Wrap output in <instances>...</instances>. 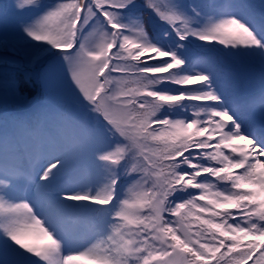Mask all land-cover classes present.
Returning <instances> with one entry per match:
<instances>
[{
	"label": "snow or ice",
	"instance_id": "6c2138e0",
	"mask_svg": "<svg viewBox=\"0 0 264 264\" xmlns=\"http://www.w3.org/2000/svg\"><path fill=\"white\" fill-rule=\"evenodd\" d=\"M13 18L0 264H264V0L0 3ZM216 54L259 68L258 105ZM36 86L55 103L10 114Z\"/></svg>",
	"mask_w": 264,
	"mask_h": 264
},
{
	"label": "rangeland",
	"instance_id": "374dc122",
	"mask_svg": "<svg viewBox=\"0 0 264 264\" xmlns=\"http://www.w3.org/2000/svg\"><path fill=\"white\" fill-rule=\"evenodd\" d=\"M226 0H220L219 3H225ZM257 7V11H259V4L261 0H249L247 1ZM16 25H7V28L3 25H0V32L7 30L11 33L15 29ZM219 60L222 63L221 65L225 68L232 69L231 73L228 74L229 78L232 77V97L237 100H244L249 97H255V103L258 105L260 103V91H261V83H260V72L257 66L251 65L247 62H243L239 65H233L231 61L227 58L219 55ZM4 97V89L3 86L0 85V101H2ZM50 99L47 97L45 99L49 100L50 103H55V99L49 96ZM13 100L11 95H9L8 101ZM40 106V105H39ZM227 151V150H226ZM41 237L37 236L32 238L31 241L36 240V242L41 241ZM30 241V242H31ZM78 264H86L84 261H79Z\"/></svg>",
	"mask_w": 264,
	"mask_h": 264
},
{
	"label": "trees",
	"instance_id": "16d2710c",
	"mask_svg": "<svg viewBox=\"0 0 264 264\" xmlns=\"http://www.w3.org/2000/svg\"><path fill=\"white\" fill-rule=\"evenodd\" d=\"M247 1H249V0H247ZM3 2H9V3H16L17 2V0H0V3H3ZM45 2H49V0H45ZM184 2L185 3H206V2H209V0H184ZM215 2H217V3H219L220 2V0H215ZM226 2H228V0H226ZM22 15L25 17V18H27V16L28 15H30L29 13H22ZM9 25H16V22H15V19L13 18V19H10V21H9V23H8ZM216 62H217V65H218V67H220V68H225V67H223L221 64V62H220V60H219V56H218V54H216ZM3 71V69L2 68H0V72H2ZM224 78V80H225V82H226V86H227V89H228V92H229V94H230V96L232 95V92L233 91H231L232 90V86H231V84L230 83H232V77L231 78H229V76H224L223 77ZM49 96H51V98L53 97L52 95H48L47 97L50 99V97ZM32 97H37V98H47L44 94H43V92H42V90H41V88L39 87V86H36V87H34V88H30L29 90H28V99H30V98H32ZM232 97V96H231ZM233 98V97H232ZM53 99H55L54 97H53ZM24 102H17V101H15L14 99L13 100H11V101H8V104H7V106L9 107V113L10 114H16V115H20L21 116V114H17V113H15L14 111H13V109L16 107V106H19V105H22ZM2 105H4L3 104V99H2V101H0V106H2ZM237 171H239V170H237ZM199 222L198 221H196L194 218L192 219V228H193V230H195V226L198 224ZM242 243H247V241H242ZM222 251H224L223 249H222ZM217 255H219V253L217 254ZM249 264H252V262L251 261H249Z\"/></svg>",
	"mask_w": 264,
	"mask_h": 264
},
{
	"label": "bare ground",
	"instance_id": "6f19581e",
	"mask_svg": "<svg viewBox=\"0 0 264 264\" xmlns=\"http://www.w3.org/2000/svg\"><path fill=\"white\" fill-rule=\"evenodd\" d=\"M41 238H42V237H41ZM31 242L36 243V244H41V243H45L46 241H44V239L42 238L40 242H39V241L36 242V240H33V241H31Z\"/></svg>",
	"mask_w": 264,
	"mask_h": 264
}]
</instances>
